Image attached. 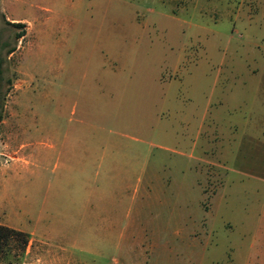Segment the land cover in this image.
Segmentation results:
<instances>
[{"label":"rangeland","instance_id":"obj_1","mask_svg":"<svg viewBox=\"0 0 264 264\" xmlns=\"http://www.w3.org/2000/svg\"><path fill=\"white\" fill-rule=\"evenodd\" d=\"M0 38V224L29 234L0 264H235L264 145L222 132L264 130V0H0Z\"/></svg>","mask_w":264,"mask_h":264},{"label":"crops","instance_id":"obj_2","mask_svg":"<svg viewBox=\"0 0 264 264\" xmlns=\"http://www.w3.org/2000/svg\"><path fill=\"white\" fill-rule=\"evenodd\" d=\"M259 82L260 80H252L250 84H246L247 82L243 81L240 85V88L236 87V90L233 91L231 95H227V109H229L230 106L234 107L233 109H236V107L240 108L248 98L254 96V92H256ZM231 101L233 102V105H230ZM255 127V123L253 122L241 123V121L236 122L235 120L228 118L226 121L225 130L222 132V151L227 152L228 154L229 150L233 148L235 143L239 144L240 141L244 140L248 143H252L251 148H253V150H258L261 152L262 148H260L259 145L260 142H262L264 145V130H255ZM37 130V128L30 129L28 127L25 129V132L31 136L32 133ZM42 133H45L46 135V140L44 143L50 148L54 149L55 139L53 138V135L59 134L58 130L48 129L43 130ZM73 134H79V130H73ZM68 136V130L64 131V159L67 160L69 157L75 158V156H77L79 160L78 147L81 146L79 144L80 139H69ZM261 136H263V138H261ZM66 141H68V143L65 145ZM260 161L263 162L264 168V159H260ZM76 167L79 168L80 166ZM20 168L21 166L14 162L11 166V169L9 168L3 170L2 175L4 176L6 175L5 173H7V176H9L8 172H10V170L14 172ZM252 178V184L249 185V187L252 188L249 191L252 192L249 194V197L245 199L243 206L240 204L237 206L236 225L238 231V251L232 254L233 260L231 261L235 264H264V169L259 170L257 173H253ZM128 180L129 179H127V181ZM136 181L144 182V179L143 177L137 175ZM244 185V182H242L241 186ZM132 224L133 221L128 225L130 226ZM256 246L261 248V250L259 254L257 251L254 252L256 253L254 254L256 255L255 258L251 256V248ZM259 255H261V257H259Z\"/></svg>","mask_w":264,"mask_h":264},{"label":"trees","instance_id":"obj_3","mask_svg":"<svg viewBox=\"0 0 264 264\" xmlns=\"http://www.w3.org/2000/svg\"><path fill=\"white\" fill-rule=\"evenodd\" d=\"M11 23L13 26L15 27H20V30H17L15 32V38L18 39L19 37H21L25 32H24V22H9ZM9 42L7 40H2L0 38V51L6 48V55H8L9 53H11L12 51H14L15 46H8ZM3 56L0 55V120L3 118L4 115V107H5V101H6V95L9 91V88H3V70H2V63H3ZM13 77H9L6 78L7 83H9V86H11V82H12ZM28 239H29V234L23 230L20 229H16V228H12V227H8L5 225L0 224V249H10L9 248V243H11V241H16L17 243H19V248H20V254H19V259L22 258L24 251H25V247L28 243ZM8 264H12L10 262H7Z\"/></svg>","mask_w":264,"mask_h":264}]
</instances>
